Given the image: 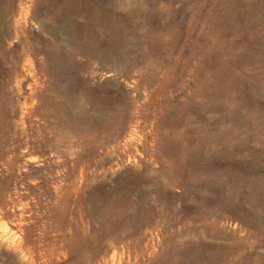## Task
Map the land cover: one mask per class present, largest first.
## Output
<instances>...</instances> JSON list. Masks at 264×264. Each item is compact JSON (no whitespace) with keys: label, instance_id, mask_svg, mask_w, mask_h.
<instances>
[{"label":"rangeland","instance_id":"374dc122","mask_svg":"<svg viewBox=\"0 0 264 264\" xmlns=\"http://www.w3.org/2000/svg\"><path fill=\"white\" fill-rule=\"evenodd\" d=\"M0 119V264H264V0H0Z\"/></svg>","mask_w":264,"mask_h":264},{"label":"bare ground","instance_id":"6f19581e","mask_svg":"<svg viewBox=\"0 0 264 264\" xmlns=\"http://www.w3.org/2000/svg\"><path fill=\"white\" fill-rule=\"evenodd\" d=\"M12 58V57H11ZM24 60V59H23ZM19 61V60H18ZM22 61V60H21ZM23 66V65H22ZM24 68V67H23ZM22 71V70H21ZM48 84V83H47ZM28 87V86H27ZM43 93V92H42ZM39 96V95H38ZM37 96V97H38ZM28 101V100H27ZM29 101H31V100H29ZM45 102V101H44ZM25 103H26V101H25ZM34 103V102H33ZM36 103V102H35ZM28 104V103H27ZM27 104H25V105H27ZM29 105H30V103H29ZM34 106V105H33ZM39 106V105H38ZM26 108V107H25ZM32 110V109H31ZM30 112V111H29ZM29 112L27 113V116H28V114H29ZM23 113H25L24 111H23ZM25 115V114H24ZM26 116V117H27ZM43 116V115H42ZM40 117V116H39ZM25 118V117H24ZM1 120V119H0ZM39 123V122H38ZM25 124V123H24ZM33 125V124H32ZM37 126V125H36ZM25 127V126H24ZM32 129V128H31ZM56 129V128H55ZM18 134V133H17ZM59 134V133H58ZM45 137V136H44ZM47 137V136H46ZM53 137V136H52ZM49 140H50V138H49ZM25 143V142H24ZM46 144V143H45ZM53 144V143H52ZM26 145V144H25ZM31 145V144H30ZM43 145H44V143H43ZM45 147V146H44ZM42 149V148H41ZM25 151V150H24ZM30 151H32V150H30ZM29 154V153H28ZM30 155V154H29ZM19 163H21V162H19ZM9 165V164H8ZM9 167V166H8ZM13 170H15V169H13ZM19 171V170H18ZM1 178V177H0ZM21 178V177H20ZM22 180V179H21ZM7 192V191H6ZM16 194V193H15ZM22 206V205H21ZM23 212V211H22ZM30 212V211H29ZM8 219V218H7ZM13 219V218H12ZM9 220H11V219H9ZM8 221V220H7ZM37 221V220H36ZM2 222H5V221H2ZM6 223V222H5ZM1 224V223H0ZM33 224V223H32ZM1 225H3V224H1ZM4 227V226H3ZM10 228V227H9ZM40 229V228H39ZM27 231V230H26ZM5 232H7V231H5ZM4 234V233H3ZM29 234V233H28ZM29 236H31V235H29ZM6 237L7 236H1L0 237V241H2V242H6ZM8 238V237H7ZM36 238V237H35ZM56 248V247H55ZM5 254V253H4ZM6 254H8V253H6ZM33 255V254H32ZM57 256V255H56ZM1 259V258H0ZM3 260V259H2ZM5 260V259H4ZM10 260H12V259H10ZM9 260V261H10ZM114 260V259H113ZM8 262V261H7ZM6 262V263H7ZM113 263V262H112ZM115 263V262H114ZM9 264V263H8Z\"/></svg>","mask_w":264,"mask_h":264}]
</instances>
